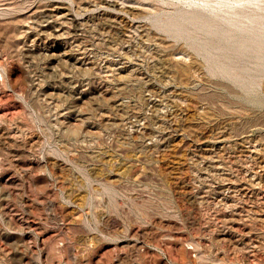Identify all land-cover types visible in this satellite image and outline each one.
I'll return each mask as SVG.
<instances>
[{
  "label": "rangeland",
  "instance_id": "374dc122",
  "mask_svg": "<svg viewBox=\"0 0 264 264\" xmlns=\"http://www.w3.org/2000/svg\"><path fill=\"white\" fill-rule=\"evenodd\" d=\"M0 264H264V0H0Z\"/></svg>",
  "mask_w": 264,
  "mask_h": 264
}]
</instances>
